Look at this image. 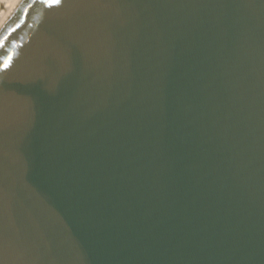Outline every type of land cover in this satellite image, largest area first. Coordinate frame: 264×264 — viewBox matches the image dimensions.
Segmentation results:
<instances>
[{
  "label": "water",
  "instance_id": "95a60500",
  "mask_svg": "<svg viewBox=\"0 0 264 264\" xmlns=\"http://www.w3.org/2000/svg\"><path fill=\"white\" fill-rule=\"evenodd\" d=\"M49 3L0 30V264H264V0Z\"/></svg>",
  "mask_w": 264,
  "mask_h": 264
},
{
  "label": "bare ground",
  "instance_id": "6f19581e",
  "mask_svg": "<svg viewBox=\"0 0 264 264\" xmlns=\"http://www.w3.org/2000/svg\"><path fill=\"white\" fill-rule=\"evenodd\" d=\"M22 0H0V30Z\"/></svg>",
  "mask_w": 264,
  "mask_h": 264
},
{
  "label": "snow or ice",
  "instance_id": "6c2138e0",
  "mask_svg": "<svg viewBox=\"0 0 264 264\" xmlns=\"http://www.w3.org/2000/svg\"><path fill=\"white\" fill-rule=\"evenodd\" d=\"M62 0H50L49 6H59L61 4ZM20 25L18 24L17 27H19ZM3 45V40H0V46ZM13 57L11 56V54H9L7 57L4 58L2 65H0V71H6L9 66L10 63L12 61Z\"/></svg>",
  "mask_w": 264,
  "mask_h": 264
}]
</instances>
